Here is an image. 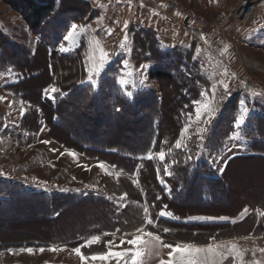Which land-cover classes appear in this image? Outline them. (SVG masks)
I'll list each match as a JSON object with an SVG mask.
<instances>
[{
    "label": "trees",
    "instance_id": "16d2710c",
    "mask_svg": "<svg viewBox=\"0 0 264 264\" xmlns=\"http://www.w3.org/2000/svg\"><path fill=\"white\" fill-rule=\"evenodd\" d=\"M70 2L79 6L67 7ZM9 3L15 6L23 3L25 21L37 37L28 36L26 42H16L12 37L5 36V45L0 47V71L11 69L18 77L5 90L16 101L25 102L26 111L20 120V132L14 133L19 145L33 144L44 125H47L52 139L61 146L83 153L91 160L106 162L116 168L120 176L103 179L108 197H113L111 200L97 194L81 197L53 194L51 197L44 191H31L18 181L0 176L1 213L3 208L11 205L42 204L48 213L47 220L56 221L70 208L89 203L98 208L100 217L94 219L96 224L89 226L86 234H103L117 229L128 233L134 232L142 224L143 212L138 205L146 201L155 221L153 225L147 226L146 231L155 232L170 242L186 238L185 235L194 231L205 233L208 239L219 237L216 231L220 230L229 235L234 226L243 220L238 227L240 232L244 231L245 227L242 226L248 220H252L254 226L253 215L264 209V197L257 202V197L242 196L246 201L235 212H230L240 194L231 190L226 171L236 159L264 162V116L256 123L257 136L250 143V153L237 155L229 161L222 175L213 176L207 163L195 164L192 161L194 158L187 160L185 152L174 147L175 140L180 137L186 124V114H193V101L200 97L198 83H201V79L196 76L189 79L183 73L177 75L172 69L175 64L182 66L183 59H192L191 50L184 52L180 48H161L154 33L131 27L130 37L133 36L138 46L133 53L136 67L155 61L150 77L160 84L163 80L171 82L169 86L174 89L171 92L174 98L167 102L164 90L162 92L153 87L138 90L130 98L113 76L118 72L115 69L120 66V60L109 67L98 86L93 87L85 82L87 71L84 48L70 54H60L57 50L64 42L70 24L79 20V17L83 20L90 12L89 3L77 0H10ZM147 35H154L155 39ZM138 49L143 52H138ZM162 61L169 62L168 66L161 64ZM34 83L38 85L32 86ZM51 85L57 86L66 95L55 93L54 101L46 98L44 90ZM33 92L35 97L30 95ZM230 122L231 118L227 117L223 128ZM4 128L0 124V133L4 132ZM216 134L218 136L213 139V143L226 131L219 129ZM66 135L69 140L61 138ZM165 140L167 144H164ZM161 149L166 153L165 161L142 158L149 151L155 154ZM195 149L196 146H192V152ZM165 165L172 172L171 176L165 174ZM124 193L128 195L121 202L120 197ZM165 205L172 216L158 215ZM214 208L223 211L212 213ZM244 208L252 211L246 219L241 218ZM197 215L217 220L202 224L184 221ZM221 217L227 219L218 222ZM233 220L236 222L232 223ZM164 228L170 231L164 232ZM77 234L79 238L81 234ZM106 239L112 238L107 236L102 240ZM104 250L103 244L99 251Z\"/></svg>",
    "mask_w": 264,
    "mask_h": 264
},
{
    "label": "rangeland",
    "instance_id": "374dc122",
    "mask_svg": "<svg viewBox=\"0 0 264 264\" xmlns=\"http://www.w3.org/2000/svg\"><path fill=\"white\" fill-rule=\"evenodd\" d=\"M9 1L10 0H0V27L2 28V30H0V47L5 45V35L1 33L3 30L7 32L9 36L12 35V38L16 42H26L28 36L34 39L37 38L34 31L28 27L25 21V7L23 3H19L15 6L13 3H9ZM166 1L167 0H158L157 3L159 5H166L168 9H171L172 12L177 14L174 8H170ZM179 1L185 4L189 9H193L203 15L209 21H215L221 16V13L231 12L242 0ZM246 1L244 6L245 10L243 12L249 13L252 7L253 13L256 10L255 15L252 16L250 20L243 21L241 19L232 18L230 22L223 24V26L215 27L219 33L212 34L213 41H216L217 44H220L221 40H223V47H225V45L229 46L228 52L226 53L227 58L229 62H231L229 64L237 71L223 77L225 69H227V73H229V68H222L221 65L215 62L213 63L211 60L205 61V64H203L200 59L197 58L195 48L189 49L192 51V59H183L181 61L184 63L182 66L180 64L172 65V69L177 75L185 74L189 79H192L194 76L201 79V83H198L200 84L199 93L206 88H210L211 84L217 83L220 80L228 83L229 87H232L234 83L238 82L235 93H232L231 96H226L225 94V98L222 100L223 105H221L222 101L219 102L218 111L211 119L210 123H203V121L208 118L207 114L202 116L201 120L197 122L194 115V107L192 122L183 141L187 144V150L183 147L176 148L174 145L176 150H182L187 157L191 156L192 159L194 158L192 161H195V164L199 162L207 163L209 170L214 174L213 176L222 175L229 161L237 155H247L250 153V143L253 137L257 136L255 134L256 123L259 118L264 116V0ZM68 6L77 7L79 4L73 5V3L70 2L67 7ZM241 10L242 9L235 13L240 14ZM245 13L243 14L246 15ZM178 16L183 19V16ZM94 30L95 29H93V34L95 35ZM149 32L151 31L149 30ZM145 35L146 34H144V36ZM222 35L223 37L221 38ZM152 36L154 38V35H147L149 38H152ZM129 39L131 40L129 45H134V38L132 35L130 37V34ZM136 47L138 48V46ZM138 50V52H143L140 49ZM181 50L184 52L187 51L182 48ZM122 55L123 50L120 48L118 55L116 58L114 57L115 59L111 61V64H115L117 61L119 62ZM148 55L150 56V53H148ZM41 61L44 62L45 60ZM151 63L153 66L156 65L155 61H151ZM113 64L109 67L113 66ZM161 64L168 66L169 62L162 61ZM136 68L137 70L141 69V66ZM115 70L122 74L120 66H117ZM142 71L141 74H143ZM127 74L128 72H126V75ZM16 81V73L11 72V69L0 71V83L6 85ZM86 83L89 82L86 81ZM157 84L158 85L153 86V88H157L162 92L164 90L167 94V102L174 98L171 95L174 89L169 86L171 82L163 80L161 84L159 81ZM36 85H38V83H34L32 86ZM97 86L98 83L95 87ZM133 89L135 90V94L138 90L148 88L136 85L133 86ZM222 89V86H217L216 101H220L219 93L223 91ZM124 92L126 94L125 90ZM252 93H260V95H252ZM30 95L33 97L36 96L34 92ZM0 96L6 97V100L0 102V124L5 126L3 129L4 132L0 133V173H3L0 174L1 177L18 181L31 191H44L51 197H53V194H70L79 197L97 194L108 198L103 179L104 177L109 178V176L116 178V173L118 172L116 168L107 166L111 174H106L104 170L98 166L101 163L100 160H96V162L89 161L83 154L75 150L67 149L53 140L50 128L46 125L33 144L19 145L14 133L20 132L19 124L25 112L21 114L19 102L12 104L10 107L9 102L13 100L1 92ZM127 96L130 98L133 97L132 95ZM199 96L198 100L203 101L204 96L201 94ZM209 99H212L211 94H209ZM242 100L247 102V107L250 112L241 130L240 138L232 139L234 118L238 115L240 101ZM213 103H215V101ZM227 117L228 119L231 118V122L223 128ZM187 123H189L188 116L186 118V124ZM201 127L206 128V131L203 133L204 138L202 142L196 135L197 130ZM219 129L225 130L226 134H221L216 142L213 143V139L218 136L216 133ZM61 138L69 140L67 135ZM43 141H50V143L45 144ZM194 145L196 149L192 152V146ZM70 152H75L77 155L73 157ZM142 158H145V156ZM226 178L231 190L234 193L240 194L239 200L237 199L234 207L229 210L230 212H235L243 204V201H246L243 199L246 195L257 197V202L264 197V162L262 160L255 162L236 159L230 163L226 171ZM232 194L230 195L233 196ZM2 210V213L0 212V264H81L79 256L71 250L83 243L84 238L91 235H101L98 232L86 234L88 227L96 224L94 219L100 217L98 208H95L89 203L70 208L67 213H63L56 221L47 220L48 213L46 209H43L42 204H26L24 206L11 205ZM221 211L223 210L220 208L211 210L212 213H220ZM259 211L258 215L261 213H259ZM246 215L247 214L241 216V218ZM199 219L203 221V218ZM199 219L190 216L187 221H184L191 224H200ZM215 220L217 219H211L203 223L214 222ZM219 221L222 222L223 220L218 219V222ZM252 224L253 221L248 220V222L242 226L245 228H243L244 231L241 233H248L252 228ZM236 229L240 231L239 228ZM78 232L81 234L79 238L76 237V235H79L77 234ZM105 233L111 234L109 236L114 238V250L118 251L129 246L125 243L121 248L115 247V245H118L120 242L123 234L122 231ZM216 233L219 237L226 236L223 230L219 232L216 231ZM132 234L134 233H130L126 239H131ZM146 239L148 238L146 237ZM163 241L165 243H173L169 240ZM231 243H237L239 245L242 242L236 241ZM103 244L104 240H102L99 245L94 244L92 246L93 248L82 249V251L85 255H90L91 253L99 252ZM53 245L58 249L64 248V250H49ZM21 248H33L35 251L34 253H28L26 251L21 252ZM40 248H44L45 250L40 252ZM7 249H13L14 251L9 252ZM168 251L169 249L167 248L161 249V254L159 256L155 255V253L151 255L146 254L143 257L144 264H159L161 258L167 259ZM89 264H106V262L96 260L94 262L89 261ZM111 264H115V260H113Z\"/></svg>",
    "mask_w": 264,
    "mask_h": 264
},
{
    "label": "crops",
    "instance_id": "0c3cea01",
    "mask_svg": "<svg viewBox=\"0 0 264 264\" xmlns=\"http://www.w3.org/2000/svg\"><path fill=\"white\" fill-rule=\"evenodd\" d=\"M77 1L79 2L84 1L89 3L91 5V10L87 14V16L84 17L83 20H80L79 17V20L74 21L70 24L69 30L67 31L66 35H68L72 31V25L78 26L73 36V39L70 41L64 39V42L58 47L57 50L59 51L60 54H70L83 47L84 62L86 66L87 76H88V67L93 55H95L96 57H98L99 55L98 50L94 52L95 45L93 44V41L98 38L93 34V29H95L96 27H103L104 29L107 30L111 29L112 31L119 32L124 37L125 30L123 28V25L125 21H129L128 28L126 30L128 35V41L124 44L123 48L120 47L121 50H123V55L120 60L121 61L120 69H121V73L125 76L124 77L125 79H129V80L134 79L136 81L135 86L137 85V86H143L145 88H149L158 85L157 84L158 81L150 77V70L153 67L151 62L143 63L145 66L144 68L138 70L136 68L135 62L133 61V54H131L134 52L136 48V44L133 43L134 45L132 44L129 45V43L131 42V40L129 39V29L133 26L145 30H150L151 32H153L157 40L160 42L161 48H167V49L182 48L185 50L195 48L197 52L196 53L197 58H199L203 64H205V61L211 60L213 63L215 62L221 65L222 68L228 67L229 73H227V75L237 71L232 65L229 64L231 62H229L227 58V54L223 53V49H224L223 40H221L220 44H217L216 41H213L212 34L219 33L217 32V29L213 28L207 33L195 29H190L187 26H185V22L181 17H179L174 12H172L171 9L162 6L164 4L157 5L149 1H134V0H77ZM0 30H2L1 27ZM1 33H3L5 36H9V34H7V32H5L4 30ZM10 37H12V35H10ZM222 37L223 35L221 36V38ZM62 48H66L70 50L63 51ZM124 61H128L127 67H125ZM112 64L111 63L109 64L108 62V64L105 66V69L101 72L100 76L94 77V79H97L98 84L101 81V79L107 74V69ZM141 71L143 72V74H141ZM11 72L14 71L11 70ZM126 72L131 73L133 77L132 75L131 76H129L128 74L126 75ZM122 74H120V72H117L113 76L115 77V79H117L119 85L126 92H131L133 96L135 92V90L133 89V85L129 84L125 86L119 82ZM225 76L226 75L224 74L223 77ZM86 81H87V77L85 79V82ZM141 81H143V83H140ZM7 85L8 84L4 85L3 83H0V92L8 96L12 100H15L13 95L5 90V87ZM52 86L54 85H51L46 89H50ZM55 87L57 88V86ZM45 90L43 95L46 98H49V96L45 95ZM16 102L18 103V101ZM83 155L86 156L85 154ZM88 159L89 161H93V162H96V160H98V159L91 160L90 158ZM103 163L106 166H109V164H107L106 162ZM248 211L249 212L247 215L249 216V214H251L252 211H250V209H248ZM258 211L256 214L253 215V217L255 218L254 226L247 234L241 233L236 229L240 226L239 224L243 223L244 221L243 220L238 225L234 226L235 228H233L232 230L233 233L231 232V234L223 237H215L214 239L212 238L208 239V236L205 233L202 232L199 233L200 231L198 232L194 231L185 235L186 238L183 239L180 238L179 240H174L173 243H180L182 245L194 244L200 247H206L209 244H217L222 242L231 243V242L239 241L242 242L241 244H239V246L242 249L247 250L244 256L245 264H253L255 260L264 261V253L259 252L260 248H264V242H260V241H264V229H263L264 216L258 215ZM263 211L264 209H261L259 213ZM247 215L243 218L246 219L248 217ZM193 217L197 219L203 218V221L202 219H199L200 224H202L205 221H209L213 219L212 217L206 215H197ZM188 219L189 218L185 220L187 221ZM134 232H128V233L130 234ZM253 251H255L256 253L255 256L253 255ZM225 264H229V262L226 261Z\"/></svg>",
    "mask_w": 264,
    "mask_h": 264
},
{
    "label": "snow or ice",
    "instance_id": "6c2138e0",
    "mask_svg": "<svg viewBox=\"0 0 264 264\" xmlns=\"http://www.w3.org/2000/svg\"><path fill=\"white\" fill-rule=\"evenodd\" d=\"M165 6L166 5H162ZM177 15H180L177 12ZM129 21H125L123 28L125 30V35L123 37V41L120 44V47L123 48L124 44L128 41L127 35V28H128ZM77 25H72V31L64 37L65 40H72L77 29ZM112 30H108V34L111 35ZM95 45L94 52L98 50L99 55L96 57L93 55L91 62L88 67V76L87 82L91 84V86L95 87L97 85V79L94 77H99L101 72L105 69V66L108 64L110 56L107 51L100 45L99 39H95L93 41ZM228 45H225L223 49V53L226 54L228 52ZM63 51H69L70 49L62 48ZM125 67L128 65V61H124ZM144 65H141V68H144ZM131 76V73H128ZM225 75H227V69H225ZM119 82L122 85H129L132 84L135 86L136 81L125 79L124 75L122 74L120 77ZM83 83V81H82ZM140 83H143L141 81ZM220 85L223 87L226 96H231V91L229 89L228 83L224 82L223 80L218 81L217 83L211 84L210 88L204 89L200 94L204 96V100H195L193 101L195 105V119L197 122L201 120V117L207 114V119L203 121L204 124L210 123L211 119L215 116L216 112L218 111V104L221 102L225 97H221L220 101H216L217 95V86ZM55 93H61L59 88L52 86L50 89L45 90V95L49 96L53 101L55 100ZM127 95L131 96V92H126ZM209 94H211V100L209 99ZM252 95H260V93H252ZM6 100L5 96H0V102ZM215 101V103H213ZM16 101H10L9 106L11 107L12 104H15ZM20 103V111L23 114L26 111L24 106L25 102L23 100L19 101ZM120 109H117L119 111ZM249 108L247 107V102L245 100L240 101V107L238 109V115L234 118V132L232 139L240 138L241 130L245 125L246 118L249 115ZM189 117V123L185 124L183 129L180 132V138L175 140V147L181 148L183 147L187 150V144L184 143L185 134L189 131V127L192 122V113L186 114ZM206 131V128L201 127L197 130L196 135L198 136L199 140L203 141V133ZM43 143L48 144L50 141H43ZM168 141L165 140L164 144H167ZM55 151V150H54ZM169 153L171 152V148L168 149ZM70 154L75 157L77 154L75 152H70ZM166 153L163 149H161L158 153H153L149 151L147 153L146 159L152 160L154 158H158L160 161H165ZM192 159L191 156L187 157V160ZM175 163V161H173ZM104 172L108 175L111 173L108 171L107 166L101 162L98 165ZM165 174L168 176L172 175V172L168 171L167 165L164 168ZM222 171V169H221ZM159 172V168L157 169ZM3 174V173H0ZM116 176L119 177L120 173L117 172ZM163 182V181H162ZM136 183V181H134ZM127 193H124L120 197V201L123 202L127 198ZM113 197L109 196L108 199H112ZM125 207L127 205H124ZM139 207L142 208L143 216H142V224L135 229L134 234H132L131 239H126L129 233H123L118 245H115L116 248H121L125 243L129 245L128 247H124L121 250H114V238L104 240V251H99L95 253H91L90 255H85L82 249H89L94 244L99 245L104 237H107L111 234L103 233L101 235H91L83 239V243H81L78 247L73 248L71 251L79 256L81 264H89V261H104L106 264H111L113 260H115V264H144L143 257L146 254H153L159 256L161 254V249L167 248L169 251L167 252V259L161 258L159 260V264H225L226 261L229 264H245L244 256L246 253V249H242L237 243H217V244H209L206 247H200L194 244H180V243H165L159 234H156L152 231H146L147 226L153 225L155 221L153 220L149 206L145 201L143 204H139ZM248 214V209L244 208L241 216ZM159 216H172L173 214L170 211H167V206L165 205L164 208L160 210L158 213ZM261 216H264V212L260 213ZM220 219H227L221 217ZM236 221L233 220L232 223ZM164 232L170 231L167 228L162 229ZM116 231H119L117 229ZM146 237L148 239H146ZM45 249L40 248L39 251L43 252ZM49 250L51 251H63L64 248H57L53 245ZM9 252H13V249H7ZM21 252H28L34 253L35 249L33 248H21ZM260 253H264V248L259 249ZM255 251H253V255L255 256ZM253 264H264L262 260H255Z\"/></svg>",
    "mask_w": 264,
    "mask_h": 264
},
{
    "label": "built area",
    "instance_id": "2783aa9c",
    "mask_svg": "<svg viewBox=\"0 0 264 264\" xmlns=\"http://www.w3.org/2000/svg\"><path fill=\"white\" fill-rule=\"evenodd\" d=\"M134 1H149L151 3L158 5V0H134ZM167 4L170 6V8H174L176 12H179L181 16H183V20L185 22V26H187L190 29H195L201 32H209L213 28L217 26H223V24L228 23L231 21L232 18L235 19H241L243 21H248L252 16L255 15V12H252V8L249 13H245L244 15L242 12L240 14H236L235 12L244 9V6L246 4V0H242L236 7H234L231 12L228 13H221V16L217 18L215 21H209L207 18H205L203 15L198 13L197 11L193 9H189L185 4H183L179 0H167ZM95 36L99 39L101 46L109 53L110 59L109 63L113 61V59L116 58V56L119 53L120 50V44L122 35L119 32L112 31L111 35L108 34V31L105 30L103 27H97L95 28ZM115 57V58H114ZM237 83H234L232 87L230 86L229 89L231 91V94L235 93V89L237 88ZM223 91L219 93V97H225L224 89ZM226 101V100H225ZM224 101V102H225ZM223 105V101L221 102Z\"/></svg>",
    "mask_w": 264,
    "mask_h": 264
},
{
    "label": "bare ground",
    "instance_id": "6f19581e",
    "mask_svg": "<svg viewBox=\"0 0 264 264\" xmlns=\"http://www.w3.org/2000/svg\"><path fill=\"white\" fill-rule=\"evenodd\" d=\"M240 12H243V9Z\"/></svg>",
    "mask_w": 264,
    "mask_h": 264
}]
</instances>
